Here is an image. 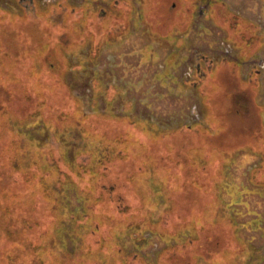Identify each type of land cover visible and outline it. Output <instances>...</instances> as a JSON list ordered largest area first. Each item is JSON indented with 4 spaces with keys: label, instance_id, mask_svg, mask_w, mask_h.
I'll use <instances>...</instances> for the list:
<instances>
[{
    "label": "rangeland",
    "instance_id": "1",
    "mask_svg": "<svg viewBox=\"0 0 264 264\" xmlns=\"http://www.w3.org/2000/svg\"><path fill=\"white\" fill-rule=\"evenodd\" d=\"M89 1L0 0V264H264V0Z\"/></svg>",
    "mask_w": 264,
    "mask_h": 264
},
{
    "label": "flooded vegetation",
    "instance_id": "2",
    "mask_svg": "<svg viewBox=\"0 0 264 264\" xmlns=\"http://www.w3.org/2000/svg\"><path fill=\"white\" fill-rule=\"evenodd\" d=\"M97 0H90L89 2L90 3H95ZM126 1V0H125ZM128 1H130L129 3H130V8H128L127 10H125V13H123L124 14V16H126V17H124L126 20H128L127 22L129 23V26H128V28H127V31L128 32H131V30H133V31H139V30H142V29H144V27H145V23L143 22V20L145 19L144 18V10H143V6H144V4H145V0H128ZM157 1H159V0H157ZM214 2H216V0L214 1V0H192L191 2H190V4L188 5L189 7H187L186 8V13L189 15V17H190V19L189 20H191L190 21V25H191V27H189V29H185L186 30V34H185V36H187L188 35V32H190L191 31V29L195 26V28H194V30H195V32H197V29H198V25L199 26H203V27H205L206 26V28L208 27L206 24H211L212 22L210 21H206V15H207V12H208V10L212 7V4L214 3ZM113 3H117L115 0L113 1ZM176 7V5H173V8H175ZM173 8L171 9L170 8V11H173ZM99 10V13H101V11L103 12H105V9H104V7L103 8H99L98 9ZM109 14H111V15H114L113 14V8H112V10H109ZM129 17V18H128ZM263 24V26H264V23H262ZM262 24H261V26H262ZM209 29V31H211L212 33H213V31H214V29H213V26L212 27H208ZM127 32V33H128ZM262 32H263V34H264V29L262 28ZM126 33V34H127ZM107 38H108V40H111V38H110V36H106ZM196 37V36H195ZM198 37V36H197ZM264 37V36H263ZM199 39V38H198ZM197 40V39H196ZM195 40V41H196ZM200 40V42L202 43V44H204V40L206 41V39L203 37V38H201V39H199ZM184 43H183V47L182 48H187L188 47V39H187V37H185L184 38ZM222 42H224V39H222L221 40ZM207 42V41H206ZM225 43V42H224ZM206 44V43H205ZM147 46V48L148 47H150V49H153V45H152V43H150V44H148V45H146ZM213 46H210V48H212ZM175 49H174V53H177L176 51H177V49L178 48H176V47H174ZM213 49V48H212ZM229 55V50H226V56H228ZM224 58H219L217 61H214L215 62V64L217 63V64H219V63H222L223 61H225L226 59H224ZM185 60L186 61H188L189 59L188 58H185ZM230 60V59H229ZM228 59H227V61H229ZM236 60H238L237 58H236ZM199 62V61H198ZM244 63V64H246V63H248L249 61H241V63ZM262 62H264V59H263V56L262 55H260L259 54V52H257L255 55H254V57H253V63L251 64L252 65V71H254V67L257 65V66H259V67H262ZM257 72H259V70H256ZM200 72V68L199 67H197L196 68V73H199ZM170 76H172V75H170ZM173 77V79H174V83H176V84H178L179 85V87H180V85L182 86V87H184V83H178V82H176L177 80H176V77H174V76H172ZM165 86H167L168 87V85H166V84H164ZM170 88V91H171V87H169ZM181 88V87H180ZM161 99H163V97L161 98ZM132 106L130 105V108H131ZM150 108H151V106H150ZM131 110H132V108H131ZM148 126L149 125H151V124H147Z\"/></svg>",
    "mask_w": 264,
    "mask_h": 264
},
{
    "label": "trees",
    "instance_id": "3",
    "mask_svg": "<svg viewBox=\"0 0 264 264\" xmlns=\"http://www.w3.org/2000/svg\"><path fill=\"white\" fill-rule=\"evenodd\" d=\"M9 126H13V124H12V122H10L9 123ZM13 130H11V132H12ZM13 163H14V161H13ZM24 163H26V162H24ZM17 166H18V164H17ZM16 165H15V167H17ZM50 190H52V188H50ZM5 198H7V195H6V197ZM14 199H15V197H13ZM233 198H234V196H233ZM240 197L239 196H235V198L233 199V201L231 202V203H225L224 204V207L222 208V209H226V211H228L229 210V212H232L233 210H234V208H235V205H238V206H240L241 205V202H240ZM247 204V203H246ZM66 206V208L67 209H69L68 207L70 206L69 204H67V202H66V204H65ZM238 206H236L237 207V209H239L238 208ZM10 208H11V205H6L5 206V212L7 211V212H9L10 211ZM12 209L13 208H11V211H12ZM53 209L54 210H59V208L57 209L56 208V206L55 207H53ZM231 210V211H230ZM65 211V210H64ZM72 213V210L71 209H69V210H66L64 213H61V214H63V215H65V216H69V214H71ZM73 214V213H72ZM71 214V215H72ZM8 216H10L9 215V213L6 215V217H8ZM232 215H230L229 217H230V219L232 220V221H235V217L234 218H232L231 217ZM62 218H63V216H62ZM62 218H60V220L62 219ZM68 219L67 218H63L60 222H61V224L65 227V223H69V221H67ZM24 222H25V224L28 226L29 225V223L30 222H32V221H28V219H24ZM6 223V222H5ZM24 224V223H23ZM6 230H7V232H8V234H10L11 232H10V225H7L6 226Z\"/></svg>",
    "mask_w": 264,
    "mask_h": 264
}]
</instances>
